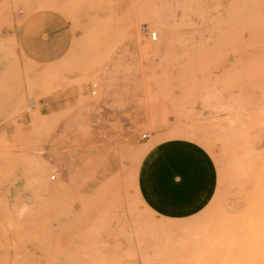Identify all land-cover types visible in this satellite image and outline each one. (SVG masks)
I'll use <instances>...</instances> for the list:
<instances>
[{"label":"rangeland","instance_id":"1","mask_svg":"<svg viewBox=\"0 0 264 264\" xmlns=\"http://www.w3.org/2000/svg\"><path fill=\"white\" fill-rule=\"evenodd\" d=\"M170 143L214 171L183 215L142 189ZM262 230L264 0H0V264H264Z\"/></svg>","mask_w":264,"mask_h":264},{"label":"crops","instance_id":"2","mask_svg":"<svg viewBox=\"0 0 264 264\" xmlns=\"http://www.w3.org/2000/svg\"><path fill=\"white\" fill-rule=\"evenodd\" d=\"M213 186L214 171L209 159L187 143L157 147L144 166L143 192L153 207L166 214L183 215L197 210Z\"/></svg>","mask_w":264,"mask_h":264},{"label":"bare ground","instance_id":"3","mask_svg":"<svg viewBox=\"0 0 264 264\" xmlns=\"http://www.w3.org/2000/svg\"><path fill=\"white\" fill-rule=\"evenodd\" d=\"M155 25H156V24H155ZM161 27H162V26H161ZM161 27L157 25V26H156V31L151 33V39H152V40H154V39H155V40H158L159 38L163 39V29H162ZM164 31H165V30H164ZM159 42H160V41H159ZM164 43H166V42H164ZM157 45H158V44H157ZM155 46H156V44H155ZM155 46H154V50H156V49H155ZM160 46H161V45H160ZM162 48H163V47H162ZM247 220H248V219H247ZM247 220L245 219V221H247ZM242 221H244V220H242ZM245 221H244V222H245ZM250 222H251V221H249V220L247 221L248 224H249ZM251 224H252V223H251ZM251 226H252V225H251ZM252 227H254V226H252ZM259 227H260V226H259ZM256 229H259V228H256ZM259 230H260V229H259ZM254 231H255V232L257 231V232L260 233V231H258V230H255V229H254ZM263 231H264V230H262L261 232H263ZM263 233H264V232H263ZM259 235H262V234L260 233ZM253 239H254V238H253ZM263 239H264V238H263ZM218 240H219V239H218ZM247 241H248V240H247ZM250 242H251V241H250ZM255 242H256V241H254V245H253L252 247H254V246L257 245V244L255 245ZM260 243H264V241H263V242H260ZM258 245H259V244H258ZM263 245H264V244H263ZM250 246H251V245H250ZM260 246H261V244H260ZM263 249H264V247H263ZM263 249H262V251H263ZM256 250L258 251V249H256ZM260 251H261V250H260ZM262 251H261V252L258 251L259 254H260V253H264V252H262ZM254 252H255V249H254ZM254 254H255V256H257V253H254ZM263 255H264V254H263ZM258 256H259V255H258ZM259 257H260V256H259ZM259 257H257V258H259ZM254 261H255V260H254ZM246 263H247V262H246ZM227 264H229V263H227ZM249 264H250V263H249Z\"/></svg>","mask_w":264,"mask_h":264},{"label":"built area","instance_id":"4","mask_svg":"<svg viewBox=\"0 0 264 264\" xmlns=\"http://www.w3.org/2000/svg\"><path fill=\"white\" fill-rule=\"evenodd\" d=\"M155 40V39H154ZM145 138L147 137V134L144 136ZM56 178L55 176L53 177V179Z\"/></svg>","mask_w":264,"mask_h":264}]
</instances>
